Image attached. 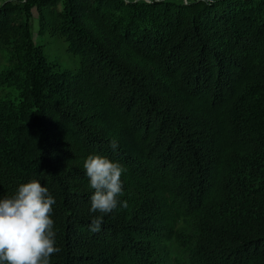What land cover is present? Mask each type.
I'll return each mask as SVG.
<instances>
[{"label": "trees", "instance_id": "1", "mask_svg": "<svg viewBox=\"0 0 264 264\" xmlns=\"http://www.w3.org/2000/svg\"><path fill=\"white\" fill-rule=\"evenodd\" d=\"M61 3L0 6V199L48 188L50 264H264V0ZM35 6L77 71L35 45ZM89 155L123 169L98 232Z\"/></svg>", "mask_w": 264, "mask_h": 264}, {"label": "clouds", "instance_id": "2", "mask_svg": "<svg viewBox=\"0 0 264 264\" xmlns=\"http://www.w3.org/2000/svg\"><path fill=\"white\" fill-rule=\"evenodd\" d=\"M117 141L110 147L115 150ZM90 187L93 216L91 231H100L104 215L116 209L122 192V166L100 155H89L84 163ZM55 199L47 187L37 180L19 186L11 198L0 199V264H50V257L59 253L55 247L54 221L50 218ZM127 206V202H122Z\"/></svg>", "mask_w": 264, "mask_h": 264}, {"label": "rangeland", "instance_id": "3", "mask_svg": "<svg viewBox=\"0 0 264 264\" xmlns=\"http://www.w3.org/2000/svg\"><path fill=\"white\" fill-rule=\"evenodd\" d=\"M62 3L60 4L59 9H63L64 1L60 0ZM130 3L135 2H146V3H152L157 1H172V2H183L184 4H200L202 2H198L197 0H125ZM34 0H0V6H2L4 3H10L14 5H32ZM51 11V10H50ZM38 9V7H33L31 11V30H32V39L34 40L35 45H38V47L42 50L43 55L45 56L46 60L53 65L55 68H58L57 71L63 72V71H77L80 67V60L74 56L69 51L68 43L66 42V39L60 35L57 28L53 24L52 26L48 25V28L46 30L45 35L40 36L39 30H40V16L42 14H46L44 16L45 21L50 23H55V19L53 18L52 12H45L42 13ZM13 41V42H12ZM11 44L7 45V49L10 52H13L14 54L17 53V49L14 45V43H17L18 41L12 40ZM7 50V51H8ZM8 54V52H6ZM7 58L5 57V53H3V57L0 56V64L1 69L5 66L4 64H8ZM3 97V92L0 95V99ZM174 252V248L173 251Z\"/></svg>", "mask_w": 264, "mask_h": 264}, {"label": "built area", "instance_id": "4", "mask_svg": "<svg viewBox=\"0 0 264 264\" xmlns=\"http://www.w3.org/2000/svg\"><path fill=\"white\" fill-rule=\"evenodd\" d=\"M198 2H202V3H204V4H206V3H212L213 2V0H197Z\"/></svg>", "mask_w": 264, "mask_h": 264}]
</instances>
